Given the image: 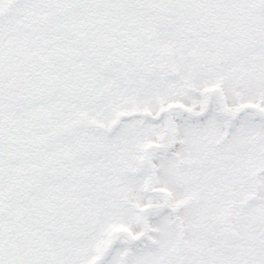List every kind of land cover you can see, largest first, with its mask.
I'll return each instance as SVG.
<instances>
[{"label":"snow or ice","instance_id":"snow-or-ice-1","mask_svg":"<svg viewBox=\"0 0 264 264\" xmlns=\"http://www.w3.org/2000/svg\"><path fill=\"white\" fill-rule=\"evenodd\" d=\"M0 264H264V0H0Z\"/></svg>","mask_w":264,"mask_h":264}]
</instances>
